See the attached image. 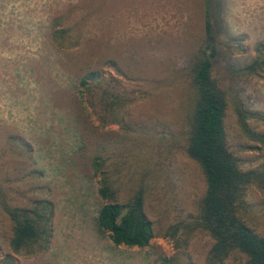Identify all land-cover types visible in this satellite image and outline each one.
Returning a JSON list of instances; mask_svg holds the SVG:
<instances>
[{"label": "rangeland", "instance_id": "374dc122", "mask_svg": "<svg viewBox=\"0 0 264 264\" xmlns=\"http://www.w3.org/2000/svg\"><path fill=\"white\" fill-rule=\"evenodd\" d=\"M213 25L223 57L213 74L231 86L247 108L264 113V76L240 77L228 66L246 65L264 38V0H211ZM55 19L72 28L78 43L59 49L51 41ZM203 36V0H0V176H13L17 161L4 155L10 134L22 136L35 166L51 188L55 203L50 248L41 254H13L10 221L0 211L1 256L16 264H201L211 238L195 233L176 249L166 235L169 225L194 214L205 191L198 164L181 148H162L163 169L145 200L155 235L145 247L115 245L98 231L95 216L103 200L99 176L80 159L76 108L79 79L88 71L113 76L124 87L151 83L147 97L130 108L134 120L155 122L169 139L183 138L192 90L188 79H171L185 67ZM161 80H164L161 82ZM225 130L243 168L258 165L263 154L241 150L244 141L228 105ZM264 130V123L255 125ZM112 132L118 125L104 127ZM178 133V134H177ZM76 161L78 163L74 164ZM247 223L264 234V194L252 187ZM175 258L166 263L164 257ZM224 264H244L245 256Z\"/></svg>", "mask_w": 264, "mask_h": 264}, {"label": "trees", "instance_id": "16d2710c", "mask_svg": "<svg viewBox=\"0 0 264 264\" xmlns=\"http://www.w3.org/2000/svg\"><path fill=\"white\" fill-rule=\"evenodd\" d=\"M51 27V41L57 48L69 49L78 43L72 28L60 26L58 19ZM254 52L246 65L226 69L240 77L264 76V38ZM223 56L211 0H203V36L185 67L171 74L172 80L185 76L192 90L183 138L172 135L171 140L160 133L156 121H137L130 114L131 106L151 91L147 78L146 85L136 83L130 88L110 74L104 77L91 70L79 79L81 106L76 108L75 118L80 151L76 160L99 176L97 194L103 203L95 223L113 244L141 248L154 237L145 200L164 172L162 148L176 146L198 164L205 182L195 213L167 228L166 235L174 240L176 249L203 232L212 242L201 264H224L230 256L240 254L245 256L244 264H264V234L246 220L250 189L255 187L264 194V130L255 126L264 123V113L244 106L237 92L222 86L213 74ZM228 105L244 138L239 148L263 154L256 166L243 168L242 159L228 143L224 124ZM112 124L118 125L117 132L104 128ZM31 148L22 136L10 134L3 150L18 163L13 176H0V211L10 221L8 245L15 255L46 252L52 239L55 203L50 186L42 179L43 171L31 157ZM1 251L0 245V264H16L11 254L1 256ZM174 258L162 260L169 263Z\"/></svg>", "mask_w": 264, "mask_h": 264}]
</instances>
